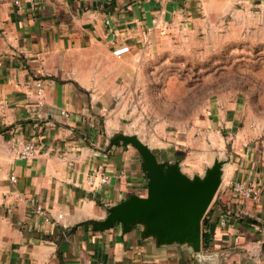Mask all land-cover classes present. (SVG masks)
Instances as JSON below:
<instances>
[{
    "label": "crops",
    "instance_id": "obj_1",
    "mask_svg": "<svg viewBox=\"0 0 264 264\" xmlns=\"http://www.w3.org/2000/svg\"><path fill=\"white\" fill-rule=\"evenodd\" d=\"M243 32L264 34V0H0V100L8 101L0 109V264H264V137L237 129L235 103L211 114V140L193 141L190 130L151 147L191 176L207 166L206 146L221 148V132L236 133L238 156L223 164L209 206L207 247L159 244L139 224L99 230L94 223L131 194H146L137 150L111 144L131 134L121 127L120 96L141 82L144 41ZM24 142L38 147L35 158H16ZM193 144L201 151L188 157ZM236 181L256 184L258 200L235 193ZM31 197L48 222L33 216Z\"/></svg>",
    "mask_w": 264,
    "mask_h": 264
},
{
    "label": "rangeland",
    "instance_id": "obj_2",
    "mask_svg": "<svg viewBox=\"0 0 264 264\" xmlns=\"http://www.w3.org/2000/svg\"><path fill=\"white\" fill-rule=\"evenodd\" d=\"M144 42L138 55L141 82L128 85L120 96L122 129L150 148L154 139L184 136L190 130L193 141H209L213 111L235 103L237 129L245 128L257 140L263 139L264 34L243 32L222 39L169 33ZM225 132L217 142L221 148L205 147L207 166L216 156L227 162L238 156L233 146L236 133ZM245 141L247 146L252 143ZM199 149L189 145L184 153L190 156Z\"/></svg>",
    "mask_w": 264,
    "mask_h": 264
},
{
    "label": "water",
    "instance_id": "obj_3",
    "mask_svg": "<svg viewBox=\"0 0 264 264\" xmlns=\"http://www.w3.org/2000/svg\"><path fill=\"white\" fill-rule=\"evenodd\" d=\"M132 146L141 157L147 178L144 196L131 194L108 209L102 221L94 222L105 230L120 222L125 230L143 226L145 236L159 244H187L193 251L201 247V218L219 187L225 160L215 157L201 175L182 172L180 161H159L151 148L135 134L120 133L112 140Z\"/></svg>",
    "mask_w": 264,
    "mask_h": 264
},
{
    "label": "built area",
    "instance_id": "obj_4",
    "mask_svg": "<svg viewBox=\"0 0 264 264\" xmlns=\"http://www.w3.org/2000/svg\"><path fill=\"white\" fill-rule=\"evenodd\" d=\"M11 1L16 6L20 5L21 3V0H11ZM29 1H33V0H29ZM34 86L36 89L37 96L41 97L43 93V86H42L41 80H35ZM7 107H8V101L1 99L0 109H5ZM62 115H64L65 117L69 116L67 112H62ZM38 153H39V149L33 142H24L16 149L15 156L18 159L28 160V159L35 158L38 155ZM10 180L14 182L16 180L15 176H10ZM100 181L104 183L107 181V179L102 177ZM88 183L92 184L91 177L88 179ZM233 190L241 198H251L254 202H256L260 196L259 187L256 184H252V183L244 184L243 182L236 181L233 185ZM9 195L10 194L4 195V199L8 197ZM27 201L30 207L32 208V213L34 217L37 216L39 218H42V220L45 222H48L50 220L48 214L46 213L44 206L42 205L40 201H38L36 198H33V197L29 198ZM60 218L61 216L58 215L55 220H58ZM219 221L221 224H224L225 222L228 221V216L223 215ZM32 224L34 226H37L38 221L36 219H33Z\"/></svg>",
    "mask_w": 264,
    "mask_h": 264
},
{
    "label": "trees",
    "instance_id": "obj_5",
    "mask_svg": "<svg viewBox=\"0 0 264 264\" xmlns=\"http://www.w3.org/2000/svg\"><path fill=\"white\" fill-rule=\"evenodd\" d=\"M212 209L207 208L206 212L203 214L202 218H201V245L203 248L208 246L209 243V235L208 233L205 231V228L208 226V222L210 221V213L212 214Z\"/></svg>",
    "mask_w": 264,
    "mask_h": 264
}]
</instances>
